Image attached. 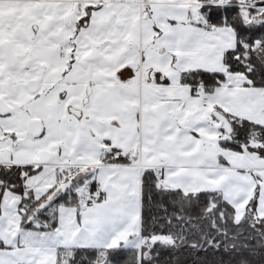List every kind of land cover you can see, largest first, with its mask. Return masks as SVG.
Here are the masks:
<instances>
[{"label": "snow or ice", "instance_id": "obj_1", "mask_svg": "<svg viewBox=\"0 0 264 264\" xmlns=\"http://www.w3.org/2000/svg\"><path fill=\"white\" fill-rule=\"evenodd\" d=\"M0 264H264V0H0Z\"/></svg>", "mask_w": 264, "mask_h": 264}]
</instances>
